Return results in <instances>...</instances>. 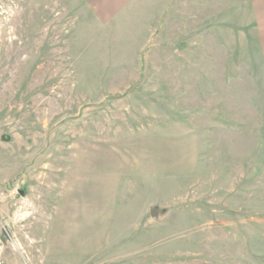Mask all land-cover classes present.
<instances>
[{
	"label": "rangeland",
	"instance_id": "374dc122",
	"mask_svg": "<svg viewBox=\"0 0 264 264\" xmlns=\"http://www.w3.org/2000/svg\"><path fill=\"white\" fill-rule=\"evenodd\" d=\"M166 2L0 0L8 264H264V12Z\"/></svg>",
	"mask_w": 264,
	"mask_h": 264
},
{
	"label": "crops",
	"instance_id": "0c3cea01",
	"mask_svg": "<svg viewBox=\"0 0 264 264\" xmlns=\"http://www.w3.org/2000/svg\"><path fill=\"white\" fill-rule=\"evenodd\" d=\"M91 8L95 17L102 22H110L116 19H124L137 14L145 24L152 22L149 27H156L161 20L162 12L166 10V0H84ZM245 4L252 8V5H259L256 10L264 12V0H244ZM141 14H144L143 16ZM161 14V15H160ZM141 15V16H140ZM153 31L150 30L145 37L147 43ZM54 258V256L52 255ZM58 257V256H57ZM49 258V257H48ZM6 264H8L5 255ZM48 263V261L46 262Z\"/></svg>",
	"mask_w": 264,
	"mask_h": 264
},
{
	"label": "built area",
	"instance_id": "2783aa9c",
	"mask_svg": "<svg viewBox=\"0 0 264 264\" xmlns=\"http://www.w3.org/2000/svg\"><path fill=\"white\" fill-rule=\"evenodd\" d=\"M0 264H6L5 259V242L3 240V237L0 233Z\"/></svg>",
	"mask_w": 264,
	"mask_h": 264
}]
</instances>
